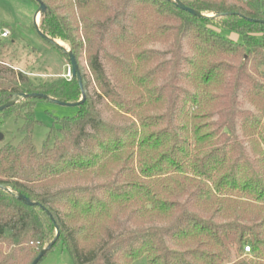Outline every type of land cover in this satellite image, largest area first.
Listing matches in <instances>:
<instances>
[{
  "label": "trees",
  "instance_id": "obj_1",
  "mask_svg": "<svg viewBox=\"0 0 264 264\" xmlns=\"http://www.w3.org/2000/svg\"><path fill=\"white\" fill-rule=\"evenodd\" d=\"M39 1L38 29L74 54L85 99L40 149L43 99L0 111L22 121L0 147V185L14 193L0 188V264H31L56 228L69 264H264V0H180L223 13L213 18L173 0ZM26 2L29 14L0 21V105L19 93L78 101L76 76L34 81L12 64L31 44L18 26L68 59Z\"/></svg>",
  "mask_w": 264,
  "mask_h": 264
},
{
  "label": "rangeland",
  "instance_id": "obj_2",
  "mask_svg": "<svg viewBox=\"0 0 264 264\" xmlns=\"http://www.w3.org/2000/svg\"><path fill=\"white\" fill-rule=\"evenodd\" d=\"M31 10V4L28 5L26 0H0V21L14 24L16 19L29 14ZM37 18V21H39V14ZM24 21H27V19H24ZM17 28L23 39L34 45L36 50H32L31 44L26 45L24 42L17 43L15 53L13 52L14 58L12 61V64L15 65L16 68L28 71L30 77L34 81L56 77L71 79L69 62L64 54L41 41L23 26H18ZM3 31L4 30L0 32L2 33ZM220 31L227 37L237 39L238 41L241 40L240 36L228 29H221ZM7 35H9V32ZM61 43L67 47L66 44L63 42ZM155 47L160 48L161 46L155 45ZM79 63L80 68L87 72L88 68L83 56L79 60ZM89 91L94 95L91 83L89 85ZM76 113L77 106L61 105L44 99L38 100L34 107V116L38 120V123L33 128L32 136L35 146L38 149L42 147L47 132L55 118L72 117L76 115ZM21 123V119L13 116H8L0 121V136L2 135L0 147L8 141L13 143L18 141L19 134L17 129ZM233 253L235 252L233 251ZM247 255L249 254H246V256ZM70 261L71 255L68 249L58 241L37 264H69ZM134 264L149 263L145 256H141Z\"/></svg>",
  "mask_w": 264,
  "mask_h": 264
},
{
  "label": "water",
  "instance_id": "obj_3",
  "mask_svg": "<svg viewBox=\"0 0 264 264\" xmlns=\"http://www.w3.org/2000/svg\"><path fill=\"white\" fill-rule=\"evenodd\" d=\"M38 2V7L36 8L34 14H33V24L35 26V29L38 33V35L45 41H47L48 43L52 44L54 47L60 49L63 53H65L68 56L69 59V66H70V72H71V76H76L77 77V81H78V87L80 89L81 92V98L78 101L75 102H65V101H60L57 100L55 98H51L47 95L41 94V93H19V94H15L11 97V99L5 103H3L2 105H0V111L11 107L12 105H14L18 100L23 99V98H27V97H31V98H39V99H44V100H48L51 102H55L57 104H61V105H70V106H78L79 104H81L84 99H85V94H84V90H83V85H82V80H81V75H80V71L78 68V63L76 61V58L74 56V54L66 49V47H64V45L55 39H52L48 36H46L45 34L41 33L38 29V14L41 15L42 13L45 12L46 7L45 5L40 2L39 0H35ZM175 2V4L182 10L189 12L190 14L197 16V17H205V18H213V17H218L220 15H223V13H215V14H210V15H204L202 13H200L199 11L188 7L186 5H184L180 0H173ZM260 23H264V20H259ZM0 139H2V135L0 136ZM0 188L12 193L8 188H6L4 185H0ZM14 194V193H12ZM15 196L17 198H19L20 200H22L26 205H34L36 203L32 202L28 197L17 193L15 194ZM46 213L48 214V216L50 217V219L53 221L54 220L52 218V216L50 215V213L46 210ZM58 237V229L56 228V236L55 238L47 245L45 246L40 252L39 254L33 259L31 264H37L40 259L46 254V252L52 247V245L54 244L56 238Z\"/></svg>",
  "mask_w": 264,
  "mask_h": 264
},
{
  "label": "built area",
  "instance_id": "obj_4",
  "mask_svg": "<svg viewBox=\"0 0 264 264\" xmlns=\"http://www.w3.org/2000/svg\"><path fill=\"white\" fill-rule=\"evenodd\" d=\"M7 34H8V31H7V30H4V31L1 33L2 37L7 36ZM244 253H246V254L250 253V247H249L248 245H246V246L244 247Z\"/></svg>",
  "mask_w": 264,
  "mask_h": 264
}]
</instances>
